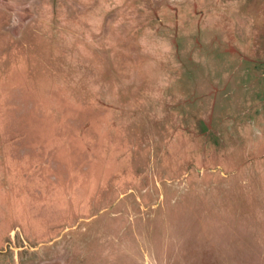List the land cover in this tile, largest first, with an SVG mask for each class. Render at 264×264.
I'll use <instances>...</instances> for the list:
<instances>
[{
    "label": "rangeland",
    "instance_id": "obj_1",
    "mask_svg": "<svg viewBox=\"0 0 264 264\" xmlns=\"http://www.w3.org/2000/svg\"><path fill=\"white\" fill-rule=\"evenodd\" d=\"M0 264H264V0H0Z\"/></svg>",
    "mask_w": 264,
    "mask_h": 264
}]
</instances>
